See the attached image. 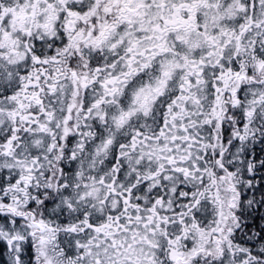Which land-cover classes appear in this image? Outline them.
Listing matches in <instances>:
<instances>
[{
  "label": "snow or ice",
  "instance_id": "snow-or-ice-1",
  "mask_svg": "<svg viewBox=\"0 0 264 264\" xmlns=\"http://www.w3.org/2000/svg\"><path fill=\"white\" fill-rule=\"evenodd\" d=\"M0 264H264V0H0Z\"/></svg>",
  "mask_w": 264,
  "mask_h": 264
}]
</instances>
